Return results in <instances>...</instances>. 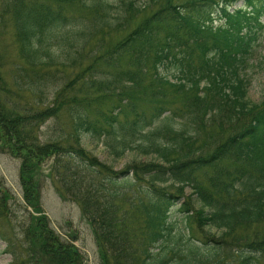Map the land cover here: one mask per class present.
<instances>
[{
    "label": "trees",
    "instance_id": "trees-1",
    "mask_svg": "<svg viewBox=\"0 0 264 264\" xmlns=\"http://www.w3.org/2000/svg\"><path fill=\"white\" fill-rule=\"evenodd\" d=\"M238 1L0 0V152L21 161L23 187V201L0 189V237L15 264H87L42 211L52 157L99 264H264V102L244 76L264 0ZM90 141L154 158L116 172Z\"/></svg>",
    "mask_w": 264,
    "mask_h": 264
},
{
    "label": "rangeland",
    "instance_id": "rangeland-1",
    "mask_svg": "<svg viewBox=\"0 0 264 264\" xmlns=\"http://www.w3.org/2000/svg\"><path fill=\"white\" fill-rule=\"evenodd\" d=\"M115 8H119L118 0H112ZM146 0H141V3H145ZM243 5V0H240L237 4L238 7ZM157 7L152 4L145 8L134 20V25L139 24L148 15L156 11ZM214 25L215 27L222 25L224 19H221L219 14H215ZM134 26H132V29ZM10 42V34L7 37ZM65 48V47H64ZM63 48L57 45L52 49L55 55H63ZM61 57V56H60ZM63 57V56H62ZM6 74H12V70L6 68ZM244 76L250 80L249 100L260 105L264 102V36L261 40V46L258 48L253 59L250 61L249 66L244 72ZM180 120V119H179ZM57 135V128L54 127V122L45 125L41 130V136L44 140L54 138ZM87 145V150L92 152L102 163H106L111 166L114 171L120 172L126 170L129 165L138 161L140 163H148L154 157H146L136 154L134 152L128 153L122 159H114L105 150L104 146L98 144L95 141H90ZM57 158L52 157L49 159L42 168V174L39 176L40 181V200L43 214L48 218L51 223V227L54 229L56 234L62 237L63 240L71 242L77 246V248L85 255L87 264H99V253L96 245V240L92 232V227L89 222L85 219L81 206L74 200H68L62 197L59 173L56 172L54 167ZM20 160L12 157L9 154L0 152V189L8 191L14 198L21 200L23 196V188L20 183ZM79 166V165H78ZM84 173H80L82 176ZM76 176V172H74ZM93 180V181H92ZM89 183L94 182V177H88L84 179ZM190 193V190L187 191ZM129 199L133 197H140L137 192L128 196ZM17 214L20 218L17 223H21L22 219V208L17 205ZM28 215V219H29ZM0 228H7L4 221L0 220ZM211 231L217 234L215 229ZM18 236L20 233L17 228ZM253 233H250L252 235ZM183 243V240H181ZM6 243L0 237V264H15L13 257L6 251ZM23 262V261H22ZM264 262V261H263Z\"/></svg>",
    "mask_w": 264,
    "mask_h": 264
}]
</instances>
